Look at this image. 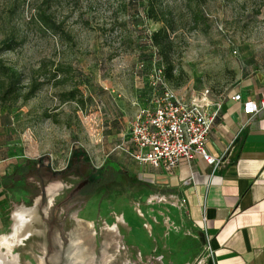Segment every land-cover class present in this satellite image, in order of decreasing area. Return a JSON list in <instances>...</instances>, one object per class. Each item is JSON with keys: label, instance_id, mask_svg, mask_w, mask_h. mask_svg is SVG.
Wrapping results in <instances>:
<instances>
[{"label": "rangeland", "instance_id": "obj_1", "mask_svg": "<svg viewBox=\"0 0 264 264\" xmlns=\"http://www.w3.org/2000/svg\"><path fill=\"white\" fill-rule=\"evenodd\" d=\"M163 3L174 24L169 32L170 78L149 40L162 24L144 16L145 0L138 1L137 13L123 9L120 0H0V39L13 33L18 42L3 53V60L24 81L31 75L43 81L28 100L0 107L1 134L13 153L28 156L27 164L10 180L12 190L26 193L13 211L33 205L41 180L45 188L59 186L50 205L47 198L43 206L37 205L41 221L35 226L41 233L15 248L22 262L38 264L43 256L44 264H53L51 257L59 253L58 264H65L69 240L86 222L95 231L84 239L96 254L95 264L108 241L110 252L119 244L120 253L107 264H197L202 259V235L188 218L185 199L139 176L142 167L116 145L128 142L127 126L138 105L162 86L185 101L204 90L221 97L242 77L264 67V0ZM43 13L56 27L44 25ZM71 89L82 103L60 100L61 92ZM83 151L85 156L80 157ZM73 154L91 166H100L110 154L137 177L120 175L94 193L67 200L68 191L83 183L84 166L64 169ZM49 163L65 171L40 178L38 166ZM122 214L132 216L137 226L119 223L116 217ZM115 223L119 233H107L105 227ZM10 224L11 219L0 234L11 232ZM58 237L68 238L63 249Z\"/></svg>", "mask_w": 264, "mask_h": 264}, {"label": "crops", "instance_id": "obj_2", "mask_svg": "<svg viewBox=\"0 0 264 264\" xmlns=\"http://www.w3.org/2000/svg\"><path fill=\"white\" fill-rule=\"evenodd\" d=\"M234 93L263 98L264 67L242 77L224 96L210 95L211 105L218 104L219 109L205 147L220 158L217 167L198 155L189 162L181 160L171 173L139 164V176L185 199L188 218L202 235L204 254L197 264H264V108L249 118L241 103L231 99ZM1 133L0 232L12 220L15 203L26 195L12 190L10 180L28 159L23 151L13 153ZM54 171L58 168L38 166L36 173L45 178Z\"/></svg>", "mask_w": 264, "mask_h": 264}, {"label": "built area", "instance_id": "obj_3", "mask_svg": "<svg viewBox=\"0 0 264 264\" xmlns=\"http://www.w3.org/2000/svg\"><path fill=\"white\" fill-rule=\"evenodd\" d=\"M231 99L241 103L242 113L249 118L264 108V97L253 100L234 93ZM211 104L208 90L184 101L162 86L161 91H153L147 102L138 105L127 126L128 142L122 140L116 148L140 165L167 173L181 160L189 162L196 155L217 167L220 158L209 154L205 147L209 127L219 109L218 104Z\"/></svg>", "mask_w": 264, "mask_h": 264}, {"label": "trees", "instance_id": "obj_4", "mask_svg": "<svg viewBox=\"0 0 264 264\" xmlns=\"http://www.w3.org/2000/svg\"><path fill=\"white\" fill-rule=\"evenodd\" d=\"M138 1L139 0H120V3H122L123 9L131 8L132 11L137 13L139 11ZM143 13L146 18L162 24L158 29L149 34V40L166 64L164 69L165 76L170 78L172 66L169 60V52L172 45L169 40V32L174 30L172 12L169 7L165 6L163 0H145ZM40 19L45 26L56 27L54 21H52L48 15L43 13ZM17 43V38L13 33L7 34L0 39V107L4 105H14L19 100H28L43 83L39 77L34 75L29 76L28 79L24 81L22 74L12 66L6 64L3 60V53L11 50ZM60 100H75L82 103V99L76 96L74 89L61 92ZM1 119H3L5 123L9 121L6 114H2ZM82 156H85L84 151L81 153L80 157ZM74 164L84 166V172L81 173V175L83 180L87 182L83 187L87 193H94L109 184H113L120 175L129 180L137 177V172H133L124 167L110 154L104 158L102 164L98 167L91 166L87 160H81L77 155L73 154V156L68 159L64 169L69 170ZM64 169L52 172V174L54 176H59L63 173L62 171H65ZM77 174L79 175L80 173Z\"/></svg>", "mask_w": 264, "mask_h": 264}, {"label": "bare ground", "instance_id": "obj_5", "mask_svg": "<svg viewBox=\"0 0 264 264\" xmlns=\"http://www.w3.org/2000/svg\"><path fill=\"white\" fill-rule=\"evenodd\" d=\"M57 184L49 185L46 190L47 206L52 203L54 196L56 195ZM46 200V199H45ZM40 205L39 196L34 200L33 205L23 206L12 212L13 224L11 227V232L8 234H0V264H29L21 261L20 255L15 251V248L19 245L24 244L25 239L32 235H38L41 230L35 226V224L40 223L41 219L38 215V207ZM46 207V205H45ZM46 209V208H45ZM137 217L142 215L139 208H135ZM117 221L123 226H128L130 223L131 227L137 226V223L133 220V217H129L128 214H122L117 216ZM79 234L69 240L66 247V253L64 254L66 263L65 264H95L96 254H94L93 248L85 243L86 238H90L94 235V228L90 222L85 224H80ZM135 229V228H134ZM139 230V228H136ZM119 228L116 223L111 226H106L105 231L109 234L119 233ZM110 241L106 242V247H102L101 254L99 257V264H107L111 259L114 258V254L119 255L120 246L119 244H114L113 252L109 250ZM44 248V245L42 244ZM115 255V256H116ZM98 259V258H97ZM53 264H58L60 257L59 253L50 259ZM45 259L43 256L38 257V264H44Z\"/></svg>", "mask_w": 264, "mask_h": 264}, {"label": "flooded vegetation", "instance_id": "obj_6", "mask_svg": "<svg viewBox=\"0 0 264 264\" xmlns=\"http://www.w3.org/2000/svg\"><path fill=\"white\" fill-rule=\"evenodd\" d=\"M85 184H87V182H86L85 180H83V183H82V184H79V185L75 186V188L70 189V190L68 191V194L66 195L67 200H69V199H71V198H73V197H75V196H87V195H89L90 193H87V192L84 190V188H83V187L85 186ZM34 196H39V199H40V191H39V194L36 193V195H34ZM45 199H46V196H45L43 202H42L41 199H40V202L42 203V204H40V205L43 206V203L45 202ZM40 205H39V206H40ZM58 207H59V205L54 206L53 211H56V210L58 209ZM39 211H40L41 214L43 213L42 209H39ZM76 216H77V215H76ZM44 217H45V216H44ZM73 223H74V220H73ZM69 236H70V232L68 233V238H69ZM68 238H65V239H63V238H61V237H58V238H57V239L60 240V242H61L62 249L66 246L67 241H68ZM55 242H56V241L54 240V243H52V242H51V243H52L53 245H55V247H56V249H57L58 246H56V243H55ZM60 250H61V248H60ZM48 263H49V262H48ZM62 263H63V261H62V262L60 261V264H62Z\"/></svg>", "mask_w": 264, "mask_h": 264}, {"label": "water", "instance_id": "obj_7", "mask_svg": "<svg viewBox=\"0 0 264 264\" xmlns=\"http://www.w3.org/2000/svg\"><path fill=\"white\" fill-rule=\"evenodd\" d=\"M42 160H43V157L40 156L38 158V165L42 164ZM47 166L49 167L50 166V163L47 164ZM45 196H46L45 186H44V183L41 182V185H40V199H41L42 202L44 201Z\"/></svg>", "mask_w": 264, "mask_h": 264}]
</instances>
